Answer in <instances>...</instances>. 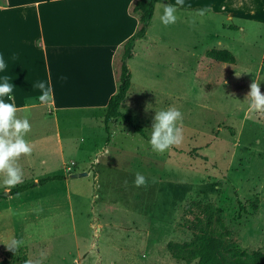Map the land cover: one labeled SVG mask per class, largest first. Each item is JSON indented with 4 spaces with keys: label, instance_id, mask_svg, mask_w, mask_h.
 <instances>
[{
    "label": "rangeland",
    "instance_id": "obj_1",
    "mask_svg": "<svg viewBox=\"0 0 264 264\" xmlns=\"http://www.w3.org/2000/svg\"><path fill=\"white\" fill-rule=\"evenodd\" d=\"M161 15L149 27V71L132 64V87L119 108L140 130L117 118L107 134L99 109L55 112L40 103L17 112L31 124L25 139L33 148L18 160L19 185L54 175L64 180L10 195L19 185L8 188L0 175V193L7 192L0 199V261L23 264L43 250V264H183L167 244L189 239L183 223L194 214L184 208L198 201L222 210L240 248L264 253V112H250L245 102L254 79L264 94V22L243 24L241 37L228 21L218 28L221 18L214 17L202 23L209 32L203 35L179 13L167 27ZM214 30L232 39L234 64L207 57ZM147 45L137 46L141 57ZM173 105L183 114V141L154 152L155 110ZM137 173L147 186H135ZM13 239L24 241L15 254L5 245Z\"/></svg>",
    "mask_w": 264,
    "mask_h": 264
},
{
    "label": "crops",
    "instance_id": "obj_2",
    "mask_svg": "<svg viewBox=\"0 0 264 264\" xmlns=\"http://www.w3.org/2000/svg\"><path fill=\"white\" fill-rule=\"evenodd\" d=\"M135 1L0 0V56L7 65L0 72V82L6 76L14 86L12 99L3 97L5 102L14 103L20 111L35 108L40 104L41 91L33 85L43 81L52 89V101L45 104L52 111L99 109L105 114L109 98L117 90L118 50L138 28V19L130 12ZM163 4L176 5V0H163L155 5L145 36L135 42L132 58L127 62L130 88L132 64L137 70L146 65L149 71L148 57L155 43L149 27L156 20L157 11L163 12ZM205 6H210L211 11L204 17L197 16L196 12ZM177 7L185 24L195 21L194 31L203 35L209 32L202 30V23H209L214 17L221 18L218 28L223 29L219 25L228 21L230 31L241 37L243 24L264 22V0H185L184 7ZM208 35L215 38L212 49H229L232 39L217 34L216 30ZM143 41L148 45L141 57L137 46ZM58 148L61 151L60 142Z\"/></svg>",
    "mask_w": 264,
    "mask_h": 264
},
{
    "label": "trees",
    "instance_id": "obj_3",
    "mask_svg": "<svg viewBox=\"0 0 264 264\" xmlns=\"http://www.w3.org/2000/svg\"><path fill=\"white\" fill-rule=\"evenodd\" d=\"M163 0H137L130 12L138 19L136 32L129 37L119 48L116 65V92L109 98L104 114V127L107 134L110 120L121 118L132 126L134 130H140L133 126L132 118L119 112L121 103L127 96L131 86V73L127 62L132 58V51L137 40L142 39L154 13V7ZM207 57L216 62L234 64L235 57L228 50L211 49ZM63 176L54 175L19 185L9 191L10 195H19L35 186H43L49 182L62 181ZM4 196L0 193V199ZM239 215L245 212L241 202H238ZM254 210L256 205H252ZM196 213H195V212ZM188 215L194 214L192 219H185L183 227L189 232L190 237L182 243L169 242L167 253L169 256L183 264H264V253L258 250L248 252L238 246L232 239L231 231L226 227L221 215L222 210L212 203L190 202L184 208ZM25 258H23L24 264ZM0 264H10L7 259Z\"/></svg>",
    "mask_w": 264,
    "mask_h": 264
},
{
    "label": "clouds",
    "instance_id": "obj_4",
    "mask_svg": "<svg viewBox=\"0 0 264 264\" xmlns=\"http://www.w3.org/2000/svg\"><path fill=\"white\" fill-rule=\"evenodd\" d=\"M185 0H176V5L163 4V15L160 21L164 26L174 25L177 22L178 7H184ZM211 11L210 6L196 12L197 16L204 17ZM195 23V21H192ZM7 67L3 56H0V72ZM237 75V74H236ZM13 84L8 82V77H4L0 82V175L3 176V184L8 188L15 187L23 182L24 173L18 160L22 156H30L32 144L25 139L31 131V124L27 118H18V109L14 103L5 102L3 97L12 99ZM38 88L41 94L38 100L41 104H49L52 101V89L43 81L33 85ZM245 102H249L250 112H264V94L261 92L260 84L256 79L250 84V91L246 96ZM151 108V105L148 106ZM151 136L149 143L154 152L164 153L173 146H179L183 141V114L176 106H169L167 109L155 110ZM104 155H108L104 151ZM136 187L147 186V179L142 174L137 173L134 180ZM24 244L23 240L13 239L5 244L7 249L14 254ZM46 253L41 250L38 258H29L24 264H43ZM195 264V262H194Z\"/></svg>",
    "mask_w": 264,
    "mask_h": 264
},
{
    "label": "water",
    "instance_id": "obj_5",
    "mask_svg": "<svg viewBox=\"0 0 264 264\" xmlns=\"http://www.w3.org/2000/svg\"><path fill=\"white\" fill-rule=\"evenodd\" d=\"M83 175H85V174H83ZM74 177H76L77 175H73ZM3 196L5 197V196H7V192H4L3 193Z\"/></svg>",
    "mask_w": 264,
    "mask_h": 264
}]
</instances>
